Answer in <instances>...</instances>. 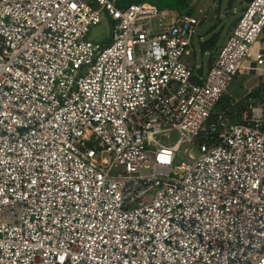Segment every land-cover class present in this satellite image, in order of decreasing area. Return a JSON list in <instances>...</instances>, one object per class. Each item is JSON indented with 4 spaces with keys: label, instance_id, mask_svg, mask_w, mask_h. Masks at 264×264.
I'll list each match as a JSON object with an SVG mask.
<instances>
[{
    "label": "built area",
    "instance_id": "built-area-1",
    "mask_svg": "<svg viewBox=\"0 0 264 264\" xmlns=\"http://www.w3.org/2000/svg\"><path fill=\"white\" fill-rule=\"evenodd\" d=\"M201 23L0 0V264H264V105L215 111L235 76L264 75V0L199 75L182 57Z\"/></svg>",
    "mask_w": 264,
    "mask_h": 264
},
{
    "label": "rangeland",
    "instance_id": "rangeland-1",
    "mask_svg": "<svg viewBox=\"0 0 264 264\" xmlns=\"http://www.w3.org/2000/svg\"><path fill=\"white\" fill-rule=\"evenodd\" d=\"M137 2L138 0H126V2ZM157 5H166L163 9L165 14H175L176 12L170 9V5L174 0H154ZM189 8L192 14L201 19L202 23L197 29L196 35L191 41L190 54L183 55L182 61L189 66H200L203 71L206 70L207 59L210 54L216 56L219 48L225 42L231 29V24L240 16V12L245 6L244 0H188ZM92 26L88 33V39L96 42H108L109 40V24L106 19ZM218 34V39L211 53H203L200 50V43L211 37L212 34ZM262 39V38H261ZM264 74V73H263ZM264 81V75L250 74L246 76H237L233 79L225 91V95L231 99H240L242 96L252 89H256ZM176 137L171 136L168 140L170 143L175 142ZM166 141V140H165ZM190 149V146L181 147L180 156L185 158V152Z\"/></svg>",
    "mask_w": 264,
    "mask_h": 264
},
{
    "label": "trees",
    "instance_id": "trees-1",
    "mask_svg": "<svg viewBox=\"0 0 264 264\" xmlns=\"http://www.w3.org/2000/svg\"><path fill=\"white\" fill-rule=\"evenodd\" d=\"M118 4L126 5L136 2H126V0H117ZM170 1V0H169ZM251 0H244V4H248ZM137 2L148 3L154 5L158 10L163 11L166 5H157L154 0H138ZM170 9L174 10L176 14L185 13L188 15H193L191 9L188 5V0H174V3L169 6ZM235 22L231 24V29ZM230 29V30H231ZM218 39V34H212L210 38L200 43V50L205 53H211L216 45ZM263 40V39H262ZM214 60L212 54L209 55L206 63V68H209ZM195 72L199 75L203 74L202 67L195 68ZM240 76V75H237ZM235 76V77H237ZM264 92V81L256 88L252 89L250 92L244 94L242 98L238 100L231 99L227 95L223 94L217 105L215 106L216 112H223L226 114L231 121L239 122L242 111L246 110L249 106H253L257 102H261L264 105V100L262 99V93Z\"/></svg>",
    "mask_w": 264,
    "mask_h": 264
},
{
    "label": "crops",
    "instance_id": "crops-1",
    "mask_svg": "<svg viewBox=\"0 0 264 264\" xmlns=\"http://www.w3.org/2000/svg\"><path fill=\"white\" fill-rule=\"evenodd\" d=\"M231 30H232V29H231ZM231 30L229 31V34H230ZM262 41L264 42V38H263V40H262Z\"/></svg>",
    "mask_w": 264,
    "mask_h": 264
}]
</instances>
